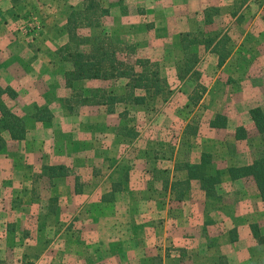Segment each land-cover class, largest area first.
<instances>
[{
  "label": "crops",
  "instance_id": "1",
  "mask_svg": "<svg viewBox=\"0 0 264 264\" xmlns=\"http://www.w3.org/2000/svg\"><path fill=\"white\" fill-rule=\"evenodd\" d=\"M233 1L105 0L104 7L109 9L105 27L121 37L127 36V41L139 49L144 48L146 57L159 59L163 75L164 62L154 53L162 51L171 60L174 50L181 48V33L197 31L198 20L203 17L204 21L207 7L217 6L222 13ZM85 3V0H0V86L12 87L16 98L32 105L30 115L35 105L47 106L53 114L49 124L31 117L23 140L4 135L7 143L0 152V218L10 212L17 215L16 222L45 217L58 225L69 221V227L58 229V240L54 241H59L60 248L53 255L56 257L57 251L62 264H70L68 260L74 261L72 264H144L147 260V264H264V242L255 237L250 226L251 222L258 223L264 239V200L255 183L248 185L245 179L227 177L218 185L223 190L219 194L225 191L229 199L220 200L216 210L221 212L227 204L234 208L231 216L222 215L220 221L211 204L212 197H207L197 182H191L182 199H177L171 190L174 181L188 176L178 165L200 162L204 152L212 153L219 169L249 164L245 161L248 155H241L238 149L232 151L229 146L231 140L238 145L241 141L233 133L226 135L227 128L209 126L208 133L195 143L188 124L199 120L201 114L181 115L189 100L183 103L168 99L162 106L166 112L156 113L148 127H141L140 119L149 114L141 113L147 110L144 104L117 103L116 111L109 112L107 105H76L70 98L72 88L66 86L64 78L66 63L56 52L68 39L55 28L66 25L71 12L84 9ZM236 19L234 16L232 22ZM25 25L37 26L34 37H23ZM253 36L264 43V28L253 30ZM137 53L141 55L139 50ZM235 56L230 55L219 70L221 80L226 74L223 68ZM54 61L59 64L53 66ZM170 74L174 75L172 80L178 78V68ZM189 77L178 79L184 82ZM87 81L97 85L109 82ZM80 82L76 81L74 86ZM210 86L206 97L214 92L213 85ZM5 96L8 95L2 98ZM218 112H213L208 122ZM126 115L137 123L133 129L135 137L119 133ZM60 164L70 168L68 175L53 178L43 175V165ZM124 173L128 176L119 185L122 190L112 195ZM40 183L54 190L47 198L49 209H43L45 213L36 211L34 201H20L24 193L29 194ZM231 195L235 204L228 203ZM44 225L46 228L38 230V234L47 236L49 223ZM218 227L221 230L213 229ZM2 231L5 237H10L11 246L18 244L20 235H26L25 244L34 236L32 230L19 229L18 223Z\"/></svg>",
  "mask_w": 264,
  "mask_h": 264
},
{
  "label": "rangeland",
  "instance_id": "2",
  "mask_svg": "<svg viewBox=\"0 0 264 264\" xmlns=\"http://www.w3.org/2000/svg\"><path fill=\"white\" fill-rule=\"evenodd\" d=\"M93 2L100 3V5L104 7L105 0H93ZM237 2L238 0H234L232 3L227 4L224 7L223 12L215 17V22L211 25H206L203 21V17L202 20H198L200 21V27L197 30L204 29L206 32L215 30L226 31L227 36L229 37V42L227 44L229 57L232 54H235L236 56L234 60H231L230 63L223 68V70L226 71V74H224V80H221L222 77L218 76L219 70L223 66H218L217 55L213 52L207 54V50H205V47L202 45H198L197 48H191L189 51H184L182 50V48L178 47V51L174 50L171 60H168V58L166 57L167 54H164V52L162 53V51L154 53V55L160 58L162 62H164L163 67L165 69L163 75H165V77L168 79L170 86L173 87L172 95L169 100H175L178 102L183 101V103L186 100H189V103L185 105L184 109H182L181 115H183L184 117H188L187 113L190 115L193 112L197 115L201 114L199 120H195L194 123L192 122L188 124L190 132L193 136H195V143L200 140L204 133H208V127L210 126V121L208 122L209 116L213 112L221 111L220 113L226 115V117L228 118V127H226L227 130H225L224 133L226 135H230V133H233V137L236 140H241L239 145L238 142H233V140H231L232 142H230L229 146L231 147L232 151L238 152L237 149L240 150L241 155H248L246 157L247 159H245V157L243 159H245V161L252 162L253 159L264 155V135H262L258 131L250 115V109L252 107L257 106V103L264 102V43L261 42L260 38L255 40L253 36V30L264 28V0H250L248 2V8L242 12L241 18L232 22L233 17L231 16V13L232 10L238 6ZM257 16L259 17L258 19H256ZM100 20L105 24L106 16L100 18ZM88 21L89 20H86L84 22ZM28 29L31 30L29 31ZM19 30L21 31V29ZM55 30L61 36L65 34L66 39L69 40V35L66 32L65 25L56 26ZM36 31L37 26L25 25V33L22 31L21 32L23 37L26 39L29 36L34 37V32ZM77 31L81 37L91 39L92 41L94 37H103L106 33V35H109L112 40L118 43L126 44V41L129 40L127 36L121 37L115 32H112V30L108 29L107 27L106 31H104L101 29V27L92 28L81 26ZM142 37L143 35H141V38ZM122 38H125V40L121 42ZM127 43L130 42L127 41ZM172 48L175 49L174 46H172ZM21 50L22 47H20L19 51ZM138 50L142 56H145L143 54L145 51L144 48H138ZM56 52L59 53V49H57ZM192 53H198L203 58L200 59V63L198 65V72L200 74H195L189 77L188 80L184 82L179 81L177 77L172 80V77L174 75L172 76V74L170 73H174V68L177 69V62L183 59L187 54ZM163 56L165 59L162 58ZM235 59L237 61H235ZM151 60L157 61L159 62V64L161 62L159 59ZM53 63V66H57L59 64L58 61H54ZM228 67L233 70H230ZM126 82V79H118L109 80V82H104V84L99 83L97 85L94 82L82 81L72 88L70 98L76 102V105H81L78 103L79 97L91 94L94 89L98 87H104L108 90L113 91L114 93H121L124 91ZM197 82L206 87V92L202 96L201 94H199V92H197L198 90L196 92H193ZM211 84L213 85L211 89H213L214 92L210 93L206 97L205 95L207 94V90L211 87ZM178 89H180L179 92H182L183 94L187 93L189 96L186 97L185 95H181L178 92ZM2 96L1 99H3L5 103L7 101H10L11 106H7L15 113L23 116L28 123L31 118L30 113L32 110V105L27 106V102L25 100L16 98L17 96L11 97L10 95H8L5 96V99L2 98ZM199 96L200 100L196 101L195 99L199 98ZM167 101H163V99L160 98L151 99L149 103L144 105L145 107L147 106V110L141 112L143 114H149L144 115L143 118L140 119L139 125H141V127H148L150 120L155 118L156 113H161L162 111L166 112L165 109H162V106ZM6 104H8V102ZM205 104H207V106L203 109V105ZM260 107H262L264 110V103L260 105ZM124 123H128L127 129H135L134 126L137 125L136 122L133 123V119L130 118V115H126V117L124 118ZM238 126H243L245 128L247 132V137L245 139H239L236 137V128ZM4 135L9 134L5 132ZM22 158L23 156L20 157V159ZM252 182L253 181L251 179H245V183L248 185H252ZM218 189L219 190L217 192V195L213 196L210 199L213 201L211 202V204L213 203V207L215 206L214 212L219 216L218 221H220L222 215L231 216L234 208L232 206H229L230 204H227V207H224L221 212L216 210L218 208V205L220 204V200L222 201L223 198L229 199L228 196L225 195V191L224 194H219L223 192L222 188ZM53 192L54 190L51 189L48 184L43 186V183H40L39 187L31 189L29 194L24 193L23 199L20 201H34L38 206V208H36V211L45 213L43 209H49L47 198ZM234 201L235 198H233V195H231L230 201L228 203L235 204ZM16 216L13 213L5 212L3 217L0 218V264H62V258L60 257V254L56 251L57 256L55 257V255H53L55 249L58 250V248H60L59 241H56L55 243L54 241L58 240V229L61 230L66 225L67 227H69V225L67 224V222L69 221L62 225H58L56 224V221L50 219L47 220L45 217L43 219L29 218L16 222ZM17 223L19 225V229L24 228L26 231L32 230L34 232V236H31L30 241H28L27 243L28 245L25 244L26 241L24 242V237H26V235H20L18 236V244L11 246L9 241L10 237H5V233H3L2 229H4L6 226L7 228H9V226L11 225H13L14 227V224L16 225ZM43 223H49V226L47 227V229L49 230V232H47V236H45V234H38V230H44L46 228L45 225L43 226ZM51 223L54 226H50ZM164 224L165 223H163V225ZM38 225H41L42 229H38ZM220 227L213 229L215 231L217 229L221 230ZM178 245L179 244H177V246ZM184 258L186 259L187 255H185ZM155 262L159 263L160 260L155 259ZM67 263L72 264L74 263V261L68 260ZM145 263L147 264L148 260Z\"/></svg>",
  "mask_w": 264,
  "mask_h": 264
},
{
  "label": "trees",
  "instance_id": "3",
  "mask_svg": "<svg viewBox=\"0 0 264 264\" xmlns=\"http://www.w3.org/2000/svg\"><path fill=\"white\" fill-rule=\"evenodd\" d=\"M84 9H75L68 17L65 25L69 40L59 48V53L65 60L64 78L66 86L73 88L76 81L98 80H118L126 79L124 91L114 93L104 87L94 89L91 94L79 97L78 103L81 105L104 104L108 106L109 112H115L117 103H132L146 105L151 99L160 98L167 101L172 95V89L168 79L162 75L160 64L152 61L148 57L137 54L138 47L135 43H118L111 39L109 35L103 37H94L91 39L83 38L79 35L78 29L81 26L101 27L106 31L105 24L100 18L109 13V9L102 7L100 3L93 0H85ZM250 0H238V6L231 14L237 16L238 20L242 13L238 12ZM221 9L217 6H210L204 10V23L211 25L215 22V17L220 15ZM95 16V17H94ZM95 18V19H93ZM243 18V17H242ZM93 19V20H91ZM89 20L88 22H84ZM84 22V23H83ZM82 23V24H81ZM31 29H29L30 31ZM105 33V32H104ZM125 38H122L121 42ZM229 37L226 31L215 30L206 32L204 29L197 31H185L181 33V48L189 51L193 45H202L206 50H210L218 57V66L222 67L229 58L227 44ZM178 63V78L184 80L187 76L200 74L198 65L200 56L198 53L187 54ZM198 90V91H197ZM199 92L201 96L206 92V87L197 82L193 92ZM8 94L16 97L17 93L10 86H0V152L6 148L7 140L4 133L7 132L11 139L23 140L27 136L28 123L26 119L12 111L1 99V96ZM191 98V97H190ZM200 100L199 98L195 99ZM123 112L120 115L123 116ZM250 115L258 131L264 135V110L260 106L250 109ZM32 118L37 121L50 123L53 118L51 110L47 106L35 105ZM210 126L214 128L228 127V118L222 113H217L210 121ZM128 124L123 123L119 127V133L124 137H135L136 131L129 128ZM236 137L245 139L247 132L243 126L236 128ZM179 169L187 172V178L181 181H174L171 190L175 193L177 199H182L186 190L191 188V182L199 184V188L205 191L207 197L217 195L218 185L227 177L231 180L251 179L256 184L258 191L264 200V155L253 159L249 164L233 165L227 169H219L213 161L211 152H204L200 162H183L178 165ZM43 175L49 178L56 176H66L70 173L67 165H43ZM128 173L120 177V181L112 191L122 190L119 187ZM252 232L255 237L264 242L261 237L258 223L251 222Z\"/></svg>",
  "mask_w": 264,
  "mask_h": 264
},
{
  "label": "built area",
  "instance_id": "4",
  "mask_svg": "<svg viewBox=\"0 0 264 264\" xmlns=\"http://www.w3.org/2000/svg\"><path fill=\"white\" fill-rule=\"evenodd\" d=\"M29 30V29H28Z\"/></svg>",
  "mask_w": 264,
  "mask_h": 264
}]
</instances>
